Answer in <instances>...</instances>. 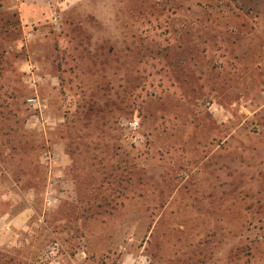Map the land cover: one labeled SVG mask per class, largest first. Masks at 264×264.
I'll use <instances>...</instances> for the list:
<instances>
[{
	"label": "rangeland",
	"instance_id": "1",
	"mask_svg": "<svg viewBox=\"0 0 264 264\" xmlns=\"http://www.w3.org/2000/svg\"><path fill=\"white\" fill-rule=\"evenodd\" d=\"M0 264H264V0H0Z\"/></svg>",
	"mask_w": 264,
	"mask_h": 264
},
{
	"label": "built area",
	"instance_id": "2",
	"mask_svg": "<svg viewBox=\"0 0 264 264\" xmlns=\"http://www.w3.org/2000/svg\"><path fill=\"white\" fill-rule=\"evenodd\" d=\"M28 102L31 104V105H36L37 104V99H35V98H30L29 100H28ZM137 125V124H136Z\"/></svg>",
	"mask_w": 264,
	"mask_h": 264
}]
</instances>
